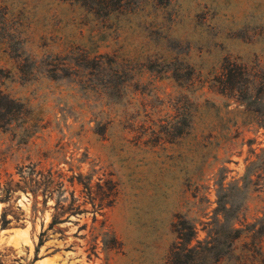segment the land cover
Segmentation results:
<instances>
[{"label":"rangeland","instance_id":"374dc122","mask_svg":"<svg viewBox=\"0 0 264 264\" xmlns=\"http://www.w3.org/2000/svg\"><path fill=\"white\" fill-rule=\"evenodd\" d=\"M225 62L264 82V0H0V95L22 108L0 189L37 161L91 187L64 182L77 213L0 191V264H264V238H227L264 231V88L226 101Z\"/></svg>","mask_w":264,"mask_h":264},{"label":"trees","instance_id":"16d2710c","mask_svg":"<svg viewBox=\"0 0 264 264\" xmlns=\"http://www.w3.org/2000/svg\"><path fill=\"white\" fill-rule=\"evenodd\" d=\"M249 74L250 73L246 68L238 66L231 62H225L221 67L217 80L215 81L216 92L226 101L233 99L236 102H243L244 97L249 94V92H252V89L255 86H257L258 89L264 88V82H261V80H257L255 77L250 76ZM21 109V103H19L17 100L11 98L9 95H0V128H10L12 123H14L17 117H19L18 115L22 113ZM253 115L254 116L253 120H251V123L256 124L258 127H262L264 129V116L262 114L257 113H253ZM185 122L186 119L185 117H183L182 113H178L177 121L175 123V127H177L178 129V136L182 135V126L183 124H185ZM16 170L19 179L13 183V178H10L6 182L5 186L0 189V191L4 193L2 198L3 200L8 201L10 193L14 191L15 188H17L23 191L31 192L34 198H36L37 194L40 193L42 196L43 205L46 204L48 198H53L55 196V208H60L64 212L73 211L74 213H77L78 211H80L81 204L78 202V199L74 197L72 198L71 202L66 206V208L63 209L64 206L61 204L60 196L65 190L64 182L67 181L72 186L76 181L77 184L86 185L85 187H87L89 192L91 190L89 184L85 183L84 181L88 177L83 176L81 173H78L77 175H72L69 178L65 179V176L58 170L53 171L52 167L45 168L42 161H37L35 163H30L27 165H21L17 167ZM110 197L111 194L106 195L107 199H109ZM98 205L101 206L103 204L100 203ZM59 219L60 218L53 217V219L45 229H43L42 227V230L39 233V242L37 244L35 253L38 252V248L43 244L44 237L47 235V232L49 230H52L55 224L64 221ZM1 222L2 228H6V226L10 223V221L6 219L5 211L2 212ZM250 226H253V224H243V229L234 228L231 226L227 229L228 245L231 250V247L233 245L232 243L236 239H238L242 234H245V236L250 237L253 240V244H255V240L258 237H260V239L264 238L263 229H248ZM189 231V235L185 238H182L180 234H177V239L179 240L178 243L181 245L184 241L186 248L190 250L193 254H197L200 252L202 253V250H200L198 246L194 248H188V244H190L193 239L194 228L192 226H189ZM178 249L179 248L176 246L173 248V256L174 254H177ZM173 264H176L174 260Z\"/></svg>","mask_w":264,"mask_h":264}]
</instances>
